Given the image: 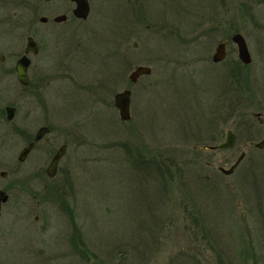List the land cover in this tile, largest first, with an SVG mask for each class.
Returning <instances> with one entry per match:
<instances>
[{
  "label": "rangeland",
  "instance_id": "374dc122",
  "mask_svg": "<svg viewBox=\"0 0 264 264\" xmlns=\"http://www.w3.org/2000/svg\"><path fill=\"white\" fill-rule=\"evenodd\" d=\"M141 1L94 0L86 22L67 10L57 13L66 22L40 28L52 39L39 56L46 138L53 151L67 150L46 201L2 207L0 264H253L240 255L246 242L264 264V150L251 146L264 138V2L250 0L253 10L236 15L255 57L251 91L242 95L211 61L223 35L219 0H143L142 12L132 7ZM227 15L231 23L235 14ZM2 39L11 35L1 23ZM138 65L152 73L130 84ZM124 89L128 122L113 106ZM228 131L233 150L204 149ZM126 147L171 159L167 178L137 168ZM242 151L233 174L218 172ZM5 154L2 145L0 159ZM58 187L61 198L52 195ZM65 206L86 252L70 245Z\"/></svg>",
  "mask_w": 264,
  "mask_h": 264
},
{
  "label": "flooded vegetation",
  "instance_id": "af4514ba",
  "mask_svg": "<svg viewBox=\"0 0 264 264\" xmlns=\"http://www.w3.org/2000/svg\"><path fill=\"white\" fill-rule=\"evenodd\" d=\"M260 1L264 2V0L257 2L261 3ZM61 2L60 8L54 9L55 3H60L59 0H0V13L4 12L0 16L4 19L1 23L11 35L9 40H0V146L6 147V154L0 159V191L8 196L1 210L12 200L21 204L34 202L36 206L46 201L49 194L48 182L57 176L60 161L64 156L58 162L54 178L50 179L47 175L48 166L60 147L65 146V153L67 150V144H61L57 150L53 151L50 148L52 145L46 138L52 130L48 124L45 102L46 74L39 64V56L50 48L52 39L43 35L40 28L60 26L66 22L67 15L57 13L62 11L64 13L67 10L71 12L74 21L86 22L94 7V0H87L89 15L86 20L74 17L72 13L75 4L72 1L61 0ZM128 2L130 4L131 0ZM219 2L220 28L223 35L218 44L223 45V57L216 64L221 66L224 76L232 78V85L236 91L239 90L237 86L240 83L241 85L247 83L248 88L245 92H250L253 77L251 64L255 57L249 47V37L240 33L236 15H240L242 11L249 13L256 5L250 0H219ZM143 4L142 0L141 5L132 4V7H139L140 9H135L141 11ZM229 11L235 14L231 23L227 15ZM60 16H64V20L56 21ZM142 21H144L143 18ZM236 34H240L245 41L250 57V63L247 65L239 59L238 46L233 42V36ZM29 40H32V46L26 52ZM254 42L258 44L259 39L254 38ZM23 57H26L28 62L25 69V81L22 83L18 79L16 66ZM238 62L242 64V67ZM9 113L12 115L11 119L8 117ZM258 123L261 124V121L259 120ZM44 128L48 132L37 140L40 130ZM17 142L22 145L19 153H17ZM30 145H32L31 149L21 158L24 149ZM253 145L251 146L254 148ZM241 153L245 154L243 151ZM244 160L245 156L240 164ZM33 221L43 222V218L40 219V216L35 215Z\"/></svg>",
  "mask_w": 264,
  "mask_h": 264
},
{
  "label": "water",
  "instance_id": "95a60500",
  "mask_svg": "<svg viewBox=\"0 0 264 264\" xmlns=\"http://www.w3.org/2000/svg\"><path fill=\"white\" fill-rule=\"evenodd\" d=\"M70 1H72L75 4V8L72 13L74 17L80 20H86L89 15V6L87 0H70ZM63 20H64V16H60L56 19V21L58 22H61ZM233 42L238 46V56L240 61L245 65L249 64L250 57L243 37L240 34H236L233 36ZM31 46H32V40H29L26 52ZM133 47L136 48L137 44L134 43ZM222 57H223V45L218 44L214 49V53L212 55L211 61L212 63L216 64L221 61ZM27 62L28 60L26 59V57H23L18 61L16 66L18 79L22 83L25 81V69L27 67ZM151 73L152 70L149 66L138 65L132 69V71L128 75V80L131 84H136L140 78L150 76ZM130 103H131V91L129 89H124L123 91L118 92L113 96V105L118 112V117L121 122H128L131 118ZM8 117L9 119H11L12 117L11 113H9ZM47 132L48 130L46 128L41 129L36 139L37 140L40 139ZM235 144H236L235 134L233 133V131H228L222 143L216 146H205L204 149L210 151L231 150L235 147ZM253 146L258 150H263L264 138L259 142L255 143ZM31 147L32 145L24 149V151L21 154V158L26 154L27 151L31 149ZM64 154H65V146H62L53 156L47 169V175L49 176L50 179L54 178L56 174L58 162L64 156ZM244 156H245L244 153L239 154V156L236 158V160L229 168L226 169L223 167H218L217 168L218 172L225 176H229L233 174V172L236 170L240 162L243 160ZM7 200H8V196L4 192L0 191V214H1V206L5 204Z\"/></svg>",
  "mask_w": 264,
  "mask_h": 264
},
{
  "label": "trees",
  "instance_id": "16d2710c",
  "mask_svg": "<svg viewBox=\"0 0 264 264\" xmlns=\"http://www.w3.org/2000/svg\"><path fill=\"white\" fill-rule=\"evenodd\" d=\"M238 64L240 65V67H242V64L240 62H238ZM238 93H241L242 95L245 93V91L248 88L247 83L242 84L241 83L237 86ZM242 124V123H241ZM143 146V145H141ZM216 146V145H215ZM126 151H129L130 155H129V161H131V163H133L137 168H144V170H148L147 175L149 176L151 174V172L155 173V180L158 179V175L161 174L162 178H167L168 173H170V165H172L171 163L172 160L170 159V163L167 161H165L164 157L161 158V153L157 152L156 154L153 153V155L148 151L145 150V154H147L146 156H144L141 151L140 152H136L134 149L130 148V147H126ZM221 151V150H218ZM225 151V150H223ZM152 155V156H151ZM206 166H209L208 163ZM153 170V171H151ZM151 171V172H150ZM165 182V181H164ZM163 182V183H164ZM168 184H170V181H166ZM165 182V185H166ZM53 190V196L58 198H61V190L60 188H54ZM62 202H64L62 200ZM64 210L68 213V216L70 217V222L72 223V227H71V234L70 238H69V242L70 245L72 246L73 250L75 251V253H81V251L86 252L85 250V245L84 243L81 241V233L79 231V228L77 227V225L75 224L74 221V214L73 212L67 207L65 206ZM79 246V248H78ZM80 246L84 247L82 250L80 249ZM243 248V252L240 254L241 256L244 255V257L248 258L249 260H253V264H256V260L254 259L255 255H254V250L253 247L251 246V243H245V245L242 247ZM241 251V250H240Z\"/></svg>",
  "mask_w": 264,
  "mask_h": 264
}]
</instances>
